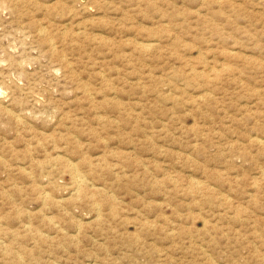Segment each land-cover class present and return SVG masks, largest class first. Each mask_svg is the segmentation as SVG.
Masks as SVG:
<instances>
[{
	"label": "rangeland",
	"instance_id": "1",
	"mask_svg": "<svg viewBox=\"0 0 264 264\" xmlns=\"http://www.w3.org/2000/svg\"><path fill=\"white\" fill-rule=\"evenodd\" d=\"M26 1L0 0V264H264V0Z\"/></svg>",
	"mask_w": 264,
	"mask_h": 264
},
{
	"label": "bare ground",
	"instance_id": "2",
	"mask_svg": "<svg viewBox=\"0 0 264 264\" xmlns=\"http://www.w3.org/2000/svg\"><path fill=\"white\" fill-rule=\"evenodd\" d=\"M9 1H10V0H9ZM11 1H12V0H11ZM13 1H14V0H13ZM25 1H26V0H25ZM25 3L27 4V1H26ZM25 3H23V4L25 5ZM9 6H10V5H9ZM12 6H13V5H12ZM12 6H11V7H12ZM26 7H28V5H26ZM15 11H18V10L15 9ZM22 11H23V10H22ZM21 14H23V12H22ZM26 14H27V13H26ZM22 16H23V15H22ZM20 17H21V16H20ZM18 18H19V17H18ZM23 19H24V18H23ZM21 21H22V20H21ZM26 24H27V23H26ZM34 24H35V23L33 22V26H34ZM18 25H19V24H18ZM28 25H29V24H28ZM37 25H38V24H37ZM44 25H46V24H44ZM22 26H23V24H22ZM26 26H27V25H26ZM31 26H32V24H31ZM46 26H47V25H46ZM24 27H25V26H24ZM27 27H28V26H27ZM22 29H23V28H22ZM26 29H27V28H26ZM31 29H35V27H34V28L31 27ZM31 29H29V30H31ZM44 29H45V28H44ZM18 30L20 31V29H18ZM27 30H28V29H27ZM39 30H42V29H39ZM19 31H18V32H19ZM21 31L24 33L23 30H21ZM25 31H26V30H25ZM22 32H21V34H19V33H18V34L22 36V35H23ZM27 32H28V31H27ZM31 32L34 33V31H30V33H31ZM37 32H38V31H37ZM43 32H44V31H43ZM35 33H36V32H35ZM39 33H40V32H39ZM39 33H36V34L40 35ZM28 34H29V33H28ZM28 34H27V35H28ZM31 34H32V33H31ZM31 34H30V35H31ZM30 35H28V36H26V37H29ZM38 35H36V36H38ZM36 36H35V37H36ZM30 37H31V36H30ZM32 37H33V36H32ZM46 37H47V36H46ZM46 37H45V39L47 40ZM32 39H34V38H32ZM36 39H37V38H36ZM41 39H42V37H41ZM39 40H40V39H39ZM44 41H45V40H44ZM47 42H48V40H47ZM23 43H24V42H23ZM43 43H46V42H43ZM48 43H49V42H48ZM51 43H52V42H51ZM21 45H22V44H21ZM48 45H50V44H48ZM52 45H53V43H52ZM49 47H50V49L52 48L51 46H49ZM28 48H29V47H28ZM38 48H40V47H38ZM21 49H22V48H21ZM32 49H33V48H32ZM54 49H55V48H54ZM22 50H24V49H22ZM27 51H28V49H27ZM48 51L50 52V50H48ZM4 52H5V51H4ZM29 52H30V51H29ZM31 52H32V51H31ZM51 53H52V52H50V54H51ZM7 54H8V53H7ZM9 54H10V52H9ZM9 54H8V55H9ZM12 54H13V53H12ZM4 55H5V54H4ZM8 55H7V56H8ZM50 56H53V55H50ZM10 57H11V55H10ZM12 58H14V57H12ZM17 58H18V57H17ZM12 60H13V59H11L10 62H12ZM20 60H21V59H20ZM13 61H16V59L13 60ZM10 62H9V64H10ZM61 62H63V61L61 60ZM19 64H20V63H19ZM11 65H12V64H11ZM16 65H17V64H16ZM62 65H63V64H62ZM62 65H61V66H62ZM14 66H15V65H14ZM9 67H10V65H9ZM25 67H26V64H25ZM20 68H21V67H20ZM63 68H64V67H63ZM12 69H14V68H12ZM65 69H66V67H65ZM68 69H69V67H68ZM10 70H11V69H10ZM18 70H21V69H18ZM25 70H28V69H24L23 71H25ZM69 70H70V69H69ZM23 71H21V72L23 73ZM22 73H21V74H22ZM28 74H29V72H28ZM29 75H30V74H29ZM22 76H23V74H22ZM7 77H8V76H7ZM19 77H20V76H19ZM25 77H27V76H25ZM21 78H22V77H21ZM21 78H20V79H21ZM5 79H6V78H5ZM7 79H8V78H7ZM27 79H28V78H27ZM30 79H31V78H30ZM30 79H29V81H30ZM2 80L4 81V78H3ZM6 81H7V80H6ZM6 81H5V83H6ZM14 82H15V81H14ZM6 84H7V83H6ZM6 84H5V86H6ZM14 84H15V83H14ZM16 84H17V83H16ZM30 84H32V83H30ZM7 85H8V84H7ZM34 85H35V84H34ZM14 86H16V85H14ZM14 86H13V88H14ZM19 86H20V85H19ZM24 86H25V85H24ZM7 87H9V86H7ZM17 87H18V86H17ZM34 87H35V86H34ZM25 88H26V87H25ZM14 89H15V88H14ZM17 89H18V88H17ZM9 91H10V90H9ZM12 91H13V90H12ZM12 91H11V92H12ZM14 91H15V90H14ZM29 91H30V90H29ZM37 91H38V90H37ZM0 92H2V91L0 90ZM16 92H17V90H16ZM22 92H23V91H22ZM25 92L27 93V91H25ZM32 92H33V91H31L30 93L32 94ZM35 92H36V91H35ZM35 92H34V93H35ZM13 93H14V92H13ZM13 93H12V94H13ZM17 93H18V92H17ZM17 93H16V94H17ZM28 93H29V92H28ZM0 94H1V93H0ZM10 94H11V93H10ZM23 94H25V93L23 92ZM31 94H30V99H31ZM39 94H40V93H39ZM1 95H2V94H1ZM3 96H4V95H3ZM5 96H6V95H5ZM27 96H29V95H27ZM38 96H39V95H38ZM12 97H13V96H12ZM12 97H11V98H12ZM8 98H9V97H8ZM11 98H10L9 102L11 101ZM16 98H17V97H16ZM19 98H20V97H19ZM35 98H36V97H35ZM12 99H13V98H12ZM33 99H34V98H33ZM36 99H37V98H36ZM13 100H14V99H13ZM21 100H22V98H21ZM24 100H25V99H24ZM34 100H35V99H34ZM34 100H33V101H34ZM37 101H38V100H37ZM9 102H8V103H9ZM39 102L41 103L42 101H38L37 103H39ZM4 103H5V102H4ZM31 103H32V102H31ZM31 103H30V104H31ZM10 104H11V102H10ZM10 104H9V105H10ZM18 105H19V104H18ZM28 105H29V104H28ZM13 106H14V105H13ZM25 106H26V105H25ZM25 106L23 105V107H25ZM1 107H2V106H1ZM8 107H9V106H8ZM11 107H12V106H10L9 108H11ZM20 107H21V106H20ZM20 107H18V108H20ZM23 107H22V108H23ZM15 108H16V107H15ZM12 109H13V108H11V110H12ZM4 110H5V108H4ZM13 110H14V109H13ZM20 110H21V109H20ZM8 111H9V110H8ZM21 111H24V108H23V110H21ZM9 112L11 113V111H9ZM15 112H16V111H15ZM24 112H25V111H24ZM22 114H23V113H22ZM15 115H16V114H15ZM26 115H27V114H26ZM21 117H23V116L21 115ZM15 121H16V120H15ZM18 122H19V121H18ZM19 123H20V122H19ZM21 123H22V122H21ZM73 172H74V171H73ZM76 176H78V175H76ZM74 178H75V177H74ZM78 178H79V177H78ZM75 180H76V179H75ZM81 181H82V180H81ZM78 184H79V182H78ZM76 185H77V184H76ZM80 185H82V184H80ZM83 185H84V184H83ZM79 189H80V188H79ZM21 261H22V260H21ZM20 263H21V262H20ZM21 264H22V263H21Z\"/></svg>",
	"mask_w": 264,
	"mask_h": 264
}]
</instances>
